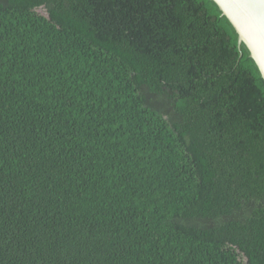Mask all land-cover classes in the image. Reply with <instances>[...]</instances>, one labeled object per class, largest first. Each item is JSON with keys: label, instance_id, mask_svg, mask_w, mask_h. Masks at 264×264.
Segmentation results:
<instances>
[{"label": "trees", "instance_id": "obj_1", "mask_svg": "<svg viewBox=\"0 0 264 264\" xmlns=\"http://www.w3.org/2000/svg\"><path fill=\"white\" fill-rule=\"evenodd\" d=\"M237 37L213 0H0V264H264Z\"/></svg>", "mask_w": 264, "mask_h": 264}, {"label": "water", "instance_id": "obj_2", "mask_svg": "<svg viewBox=\"0 0 264 264\" xmlns=\"http://www.w3.org/2000/svg\"><path fill=\"white\" fill-rule=\"evenodd\" d=\"M231 22L264 79V0H213Z\"/></svg>", "mask_w": 264, "mask_h": 264}, {"label": "rangeland", "instance_id": "obj_3", "mask_svg": "<svg viewBox=\"0 0 264 264\" xmlns=\"http://www.w3.org/2000/svg\"><path fill=\"white\" fill-rule=\"evenodd\" d=\"M41 12H44V10H43V9H41Z\"/></svg>", "mask_w": 264, "mask_h": 264}]
</instances>
